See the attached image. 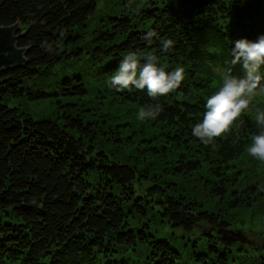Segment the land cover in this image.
<instances>
[{
	"label": "trees",
	"instance_id": "1",
	"mask_svg": "<svg viewBox=\"0 0 264 264\" xmlns=\"http://www.w3.org/2000/svg\"><path fill=\"white\" fill-rule=\"evenodd\" d=\"M152 3L139 20L138 11L126 7L92 26L97 0H0V23L16 21L17 45L28 47L22 66L0 71V264H188L190 257L195 264H264L263 244L232 242L219 232L233 226L239 210L264 209L263 188L245 172L240 178L236 163L259 132L254 112L208 145L192 135L223 72L244 75L240 64L231 65V50L238 39L264 35V0ZM168 39L174 44L164 52L161 41ZM129 51L156 55L169 72L183 67L180 87L155 98L146 88L112 87ZM82 61L90 67L63 75L56 87L97 101L100 112L36 119L4 101L25 93V79H47ZM98 83L105 88L90 96L89 86ZM29 94L47 98L51 92L32 86ZM256 97L253 107L264 108V93ZM155 104L162 108L155 120L137 119L141 107ZM146 130L155 141L143 137L152 143L143 148L139 140L135 151L127 149ZM148 149L165 154L163 166ZM146 153L150 158L140 160ZM171 174L181 179L170 181Z\"/></svg>",
	"mask_w": 264,
	"mask_h": 264
},
{
	"label": "clouds",
	"instance_id": "2",
	"mask_svg": "<svg viewBox=\"0 0 264 264\" xmlns=\"http://www.w3.org/2000/svg\"><path fill=\"white\" fill-rule=\"evenodd\" d=\"M154 35L155 32L150 30L144 35V39L150 42ZM173 44L171 39L162 40V51L167 52ZM231 55V65L240 64L244 75H234L232 68L223 72L222 83L207 98L203 119L193 127L192 135L208 145L228 133L236 120L251 110L259 132L250 137L246 151L249 156L264 161V108L253 107L254 98L264 93V85L261 83L264 80L261 75V69L264 68V35L259 36L256 41L244 38L236 40ZM158 65L156 55L140 57L136 52L129 51L111 77V85L119 89L130 86L139 90L146 88L148 95L153 98L166 96L180 87L185 78V69L176 67L169 72L164 66ZM161 111L159 104L141 107L137 119L155 120Z\"/></svg>",
	"mask_w": 264,
	"mask_h": 264
},
{
	"label": "rangeland",
	"instance_id": "3",
	"mask_svg": "<svg viewBox=\"0 0 264 264\" xmlns=\"http://www.w3.org/2000/svg\"><path fill=\"white\" fill-rule=\"evenodd\" d=\"M160 0H158L159 3ZM157 3H152V0H97V10L94 14V20L93 23L90 25H94V22L96 19H99L102 15L105 14H118L120 13V9H125L126 7L130 8L131 10H136L138 11L139 16L136 17V20H139L140 16L143 14L142 9L145 7H151V6H156ZM131 14H133L131 12ZM139 26H140V22ZM90 66L88 63H85V61L82 62H70L67 63L63 66H61L60 70L56 75H51L47 79L44 77H39V78H27L25 79L24 82V87H25V93L19 95V96H7L4 101L12 107H19L21 108L22 111L25 113L31 114L34 118L39 119V118H57L59 116L63 115V112L65 111H71L74 112L75 114L81 113V114H90L91 110H85L81 111L82 109H93L96 112H100L99 109H97V101H85L87 96H84L82 99H78V95H71L67 96L63 94V90L60 88V86H57V81L61 79V77L66 76V77H74L75 75L80 74V72H85L86 69H88ZM83 74V73H82ZM76 84V83H75ZM33 86V89L38 87L39 89L44 90V87L48 90H50L51 95L47 98H33L31 97V94H29L30 88ZM105 85L98 83V84H93L89 86L90 89V96L96 95V93H99L101 89H104ZM257 98V97H256ZM255 99V98H254ZM98 100V99H97ZM254 101V100H253ZM68 103H75V105H67ZM108 110L115 115L116 112H119L116 108L115 104H112ZM108 108L109 105H106ZM106 108L103 106V110ZM119 109V108H118ZM60 120H64V117H60ZM141 128V127H140ZM152 133L154 134L155 131ZM152 133L150 134L148 130L145 132L140 133V136L138 137L139 139L135 141L132 145H135V148L127 147L129 150H136V146L138 144V141L141 140V143L139 144L141 147L145 148L146 146L150 145L152 142H147L143 139V137H148L152 138ZM143 136H142V135ZM161 136V134L159 135ZM152 141H155L152 138ZM106 151L111 155V156H119V153L117 151L113 152L109 146L105 147ZM148 152H153V149H148ZM115 153V154H114ZM161 155L163 157L156 156V154L153 152L152 156L155 159V162L157 163L158 166H163L164 164L162 163L165 160V154L162 152ZM149 154H141L138 155L140 160H143L147 158ZM150 158V156L148 157ZM146 161V159H145ZM162 161V162H161ZM237 166L239 169H242V175L240 178L245 177V174L248 179L252 177L256 182L259 183V185L263 188L264 190V161H259L254 157H251L247 154V157H242V159H239L236 161ZM143 166V165H142ZM237 167V168H238ZM245 172V174H243ZM251 174V175H249ZM189 181L195 182L194 176L187 177ZM186 178V179H187ZM176 179H181L179 176H176L175 174H171L168 177V180L170 181H175ZM185 179V181H186ZM241 181V179H240ZM261 200V199H260ZM240 212L237 216L236 219L232 220V227L233 229L236 230H241L247 238L244 237V240H247L246 243L241 242L243 244H256L260 247V245H264V209L258 208L257 206L255 207H250L249 209H244V210H239ZM237 224V225H235ZM205 225V224H204ZM158 228V225L154 224L153 226V231ZM166 229L169 230V232L173 233L174 229L171 227L166 226ZM199 233V231L197 232ZM155 234L158 237H162V232L161 231H156ZM174 245L182 250L184 247L179 245V242H173ZM133 258H138L142 259L143 256L134 254ZM131 262H133L131 260ZM187 263L188 264H195L193 262V259L187 258Z\"/></svg>",
	"mask_w": 264,
	"mask_h": 264
},
{
	"label": "water",
	"instance_id": "4",
	"mask_svg": "<svg viewBox=\"0 0 264 264\" xmlns=\"http://www.w3.org/2000/svg\"><path fill=\"white\" fill-rule=\"evenodd\" d=\"M16 21L0 23V71L4 68L22 66L24 59L23 52L28 48H21L17 45V38L22 33H16L18 26L15 25ZM219 232L227 239L231 240H244V236L241 231H233L230 229L220 230Z\"/></svg>",
	"mask_w": 264,
	"mask_h": 264
}]
</instances>
